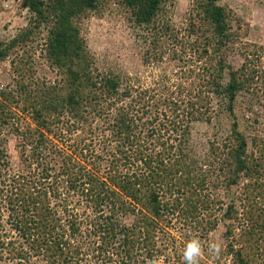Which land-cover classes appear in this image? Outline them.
<instances>
[{
    "label": "trees",
    "instance_id": "trees-1",
    "mask_svg": "<svg viewBox=\"0 0 264 264\" xmlns=\"http://www.w3.org/2000/svg\"><path fill=\"white\" fill-rule=\"evenodd\" d=\"M176 1L20 0L27 25L0 42V63L9 60L13 77L12 89L0 91V133L28 117L24 130L14 132L21 148L33 150L28 173L0 179L9 228L3 231L0 220V263L85 264L87 244L96 264H183L176 239L165 240L171 223L207 236L217 222L212 172L191 153V126L224 112L232 125L221 147L209 152L217 184L240 187L242 202L222 210L219 220L232 223L220 255L229 264H264V128L253 99L264 101V45L243 42L240 17L215 0H194L181 34L165 18ZM109 3L149 37L143 64L158 66L169 53L179 64L173 72L179 82L162 76L143 88L128 73L94 71L82 22ZM38 41L42 61L56 74L52 82L35 77L30 49ZM233 47L238 67L227 61ZM86 127L104 143L101 176L76 158L87 160L89 149L46 147L48 135L57 137L54 128L73 135ZM6 157L0 148V173Z\"/></svg>",
    "mask_w": 264,
    "mask_h": 264
},
{
    "label": "rangeland",
    "instance_id": "rangeland-1",
    "mask_svg": "<svg viewBox=\"0 0 264 264\" xmlns=\"http://www.w3.org/2000/svg\"><path fill=\"white\" fill-rule=\"evenodd\" d=\"M194 0H177L173 4L166 7L165 18L171 22L181 34L184 33V27L192 9ZM218 5L228 6L235 15L240 17V28L246 33L241 38L244 42H250L254 44L264 45V0H215ZM29 19L28 11L22 7L20 0H0V42L7 41L13 37L20 30L27 25ZM82 34L87 43L88 50L94 59V71L96 73L114 72L118 74H130L136 79V83L140 84L139 87L147 88L153 81H158L160 77H166L175 84L178 78L173 75L174 71L179 70L177 68L178 62L171 59L170 54H166L163 57L162 63L158 66L143 64L144 53L149 45V37L142 30L135 29L129 22L127 14L118 8L113 3H109L103 13L100 16H90L82 22ZM43 37V35L41 36ZM40 41L35 43L30 49V55L35 69V77L39 80L52 82L56 79L54 71L47 68L41 59L42 53ZM166 46V50L170 49ZM187 60V59H185ZM227 61L233 67H238L241 63V59L237 54V50L232 49V52L228 55ZM179 65V64H178ZM13 86V77L10 71L9 60L0 63V91H9ZM155 95V94H154ZM250 98L245 96V101ZM252 98V97H251ZM254 102L256 103V116L262 120L261 126L264 128V101L258 98ZM258 101H261L257 104ZM238 107H242V103L237 104ZM250 115H248L249 117ZM13 126H7L1 130L0 133V148L5 152L7 162V169L1 170L0 179L3 180L6 176L25 173L27 171L28 155L33 150L27 145L23 149L21 148L22 140L14 132V129L19 128L20 131L24 130L26 123H30L28 117H21L19 122H13ZM245 124V123H244ZM240 123L241 129H247L250 132L253 128ZM232 125V118L226 113H220L216 116L211 123H192L191 137H190V150L195 159L204 165V169H209L212 172V180L209 186V192L216 198L217 206L215 216L212 219H217L215 227L208 233L207 236H203L199 233V228L194 229L189 225H183L181 223H171L168 228L169 235L165 236L166 243L171 244L172 238L176 239L174 249L176 253L182 255V249L185 244L195 238L199 239L204 249V256L201 258L200 264H229L228 258H224L220 255L226 240L224 238L225 225H229L230 222H221L219 220L222 215V210L226 208L230 202H233L239 209L242 202V190L240 187L226 189L221 182L217 184L216 181V161H213V157L209 152L211 146L221 147L224 139L227 137L230 127ZM257 127V126H255ZM53 133H57V137L53 134L48 135L49 141L47 142L48 151H57L59 148H63L70 152L73 149L87 148L91 152L90 157L84 160L82 156L76 157L82 160L81 162L87 167V169L99 168L100 176L105 173L107 161L105 155L101 154L100 149L103 146L101 139H95L92 132L86 127L83 130L76 132L73 135H68L65 130L54 128ZM58 147V148H57ZM45 153L44 149H37V151ZM74 153V152H73ZM55 154V153H53ZM51 153V155H53ZM101 155V156H98ZM100 157V158H98ZM50 163L51 160L47 159ZM55 164V163H53ZM207 166H206V165ZM213 165V166H212ZM212 166V167H211ZM6 183L7 180L5 179ZM4 182V181H1ZM1 208L3 206H0ZM89 213V210H86ZM0 220H3V231H8L9 228L5 224L6 213L5 209L0 210ZM121 221L125 223L131 222V219H124L120 217ZM1 231V230H0ZM13 236V235H11ZM216 243L219 246L218 255L209 254V245ZM86 248L90 251V255L86 257L85 264H96L92 260L91 256L94 254L92 249L93 245ZM216 261V262H214ZM0 264H11V262L4 261ZM98 264V262H97ZM115 264V262H114Z\"/></svg>",
    "mask_w": 264,
    "mask_h": 264
},
{
    "label": "clouds",
    "instance_id": "clouds-1",
    "mask_svg": "<svg viewBox=\"0 0 264 264\" xmlns=\"http://www.w3.org/2000/svg\"><path fill=\"white\" fill-rule=\"evenodd\" d=\"M209 254L218 255L219 246L216 243L209 245ZM204 256V249L202 248L201 242L199 239L189 240L184 248L182 249V260L183 264H200L201 258ZM152 264H160L159 260H153Z\"/></svg>",
    "mask_w": 264,
    "mask_h": 264
}]
</instances>
